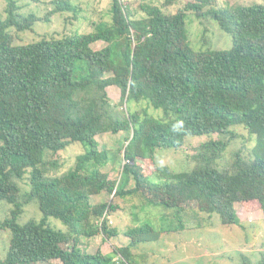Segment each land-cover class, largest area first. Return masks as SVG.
Instances as JSON below:
<instances>
[{"label":"trees","instance_id":"obj_1","mask_svg":"<svg viewBox=\"0 0 264 264\" xmlns=\"http://www.w3.org/2000/svg\"><path fill=\"white\" fill-rule=\"evenodd\" d=\"M20 1L7 0L0 14V203L13 206L0 221V231L11 234L0 264H135L133 247L160 238L151 224L129 229L130 245L110 254L83 248L87 238L117 235L108 216L119 207L93 203L104 193L143 194L152 205L218 214L228 226L241 223L237 204L256 202L264 213V3L217 7V0H191L176 13L146 3V15L136 18L125 0H113L111 23L93 32L19 43L18 34L38 22L63 12L76 20L81 11L72 0H48L54 9L42 18L24 14ZM187 12L215 20L230 35V49L192 48ZM101 41L107 46L96 50ZM112 86L121 90L120 106L109 96ZM144 101L163 111L161 119L130 106ZM178 121L179 133L173 131ZM239 126L255 139L253 148L249 157L238 152L221 169L218 161ZM123 131L129 133L124 157L131 164L123 172L135 185L121 189L102 168L109 150L97 137ZM204 135L219 139L200 144L191 170L157 166L150 174L159 182H153L145 174L149 166L142 170L136 163H155V149L178 150L188 136ZM76 143L84 151L68 170L60 158H46ZM30 203L43 216L20 224ZM51 218L67 232L53 228Z\"/></svg>","mask_w":264,"mask_h":264},{"label":"rangeland","instance_id":"obj_2","mask_svg":"<svg viewBox=\"0 0 264 264\" xmlns=\"http://www.w3.org/2000/svg\"><path fill=\"white\" fill-rule=\"evenodd\" d=\"M72 1L81 8L78 19H72L73 12L57 13L48 21L38 22L33 30L19 33L20 37L16 38V42L29 43L39 41L43 37L61 38L77 32L85 34L95 31L98 26L111 23L113 0ZM125 1L128 3V8L134 12V16L141 18L146 15L141 6L146 3L159 6L166 13H176L184 9L186 3L191 0H176L172 5L165 8L163 4L166 0ZM237 3L244 5L263 4L264 0L216 1L217 7ZM6 5L7 0H0V14H4ZM20 5L23 6L22 12L24 14L34 13L42 18L54 9V5L50 4L48 0L43 1V3L21 0ZM187 24L188 42L192 48L198 49L204 45L215 50L230 49L232 42L230 35L223 31L215 20L205 18L201 21L197 19L194 12H187ZM204 41L207 43L204 44ZM93 46L98 50L106 47L107 43L101 41ZM108 92L112 103L120 106L121 90L117 86H112L108 88ZM130 106H133L134 110L143 107L148 108L150 115L156 119H161L163 116L161 109L157 110L150 107L147 101L142 102V104L132 103ZM235 131L237 137L233 141L231 138L229 139V146L223 158L218 161V166L221 169L228 167L238 152L249 157L253 148L255 139L249 137L244 126L235 128ZM128 135V132L123 131L119 134L104 133L97 137L100 148L109 150V161L102 168L104 172L110 174V178L116 181L121 189L127 183L126 188H132L135 185L132 177L123 172L122 165L124 151L128 144L126 141ZM217 138V135L188 136L185 145L178 150L155 149L153 153L155 163L150 159L147 161L138 160L136 163L141 166L142 170L145 163L149 166V169L145 171L146 175L157 172V166H168L178 173L188 171L195 167L192 156L196 154L200 144ZM83 151V145L76 143L57 155L47 152L46 158H60L65 163L63 170L66 171L74 166L76 156ZM149 178L153 182H159L155 175H151ZM21 186L25 191L30 189L28 181L23 182ZM114 196V194L104 193L93 197V203L108 202L119 207L108 216L110 227L116 228L118 232L109 240H105L102 235L87 238L83 248L89 253H95L99 250L108 253L114 250V247L125 246L129 241L131 242V238L126 232L131 228L148 223L160 233V238L133 247L135 264H260L264 258V213L256 202L247 206L237 204L236 208L241 223L240 225L228 226L221 222L218 214L152 205L149 204L148 197L143 194ZM12 208L13 206L6 202L0 203V221L10 216ZM42 216L38 204L30 203L25 207V212L19 221L20 224H25L32 219L40 220ZM50 225L57 230L67 232L65 225L57 219L51 218ZM10 238L9 230L0 231V260L5 259L8 253Z\"/></svg>","mask_w":264,"mask_h":264},{"label":"clouds","instance_id":"obj_3","mask_svg":"<svg viewBox=\"0 0 264 264\" xmlns=\"http://www.w3.org/2000/svg\"><path fill=\"white\" fill-rule=\"evenodd\" d=\"M183 130V121H178L176 124L173 125V131L179 133Z\"/></svg>","mask_w":264,"mask_h":264},{"label":"built area","instance_id":"obj_4","mask_svg":"<svg viewBox=\"0 0 264 264\" xmlns=\"http://www.w3.org/2000/svg\"><path fill=\"white\" fill-rule=\"evenodd\" d=\"M128 164H130V160H128L126 157H124L123 163H122L123 168L125 167V165H128ZM116 260H118V259H116Z\"/></svg>","mask_w":264,"mask_h":264},{"label":"crops","instance_id":"obj_5","mask_svg":"<svg viewBox=\"0 0 264 264\" xmlns=\"http://www.w3.org/2000/svg\"><path fill=\"white\" fill-rule=\"evenodd\" d=\"M130 243H131V242L129 241L125 246H122V247H128V246L130 245ZM122 247H121V248H122ZM112 252H113V250H112L111 252L104 253V254H110V253H112Z\"/></svg>","mask_w":264,"mask_h":264}]
</instances>
